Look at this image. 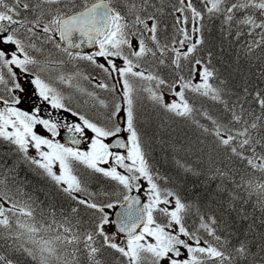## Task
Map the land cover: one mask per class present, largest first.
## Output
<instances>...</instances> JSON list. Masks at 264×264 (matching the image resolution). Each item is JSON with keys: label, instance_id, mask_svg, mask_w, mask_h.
<instances>
[{"label": "snow or ice", "instance_id": "6c2138e0", "mask_svg": "<svg viewBox=\"0 0 264 264\" xmlns=\"http://www.w3.org/2000/svg\"><path fill=\"white\" fill-rule=\"evenodd\" d=\"M0 149V264H264V0H0Z\"/></svg>", "mask_w": 264, "mask_h": 264}, {"label": "trees", "instance_id": "16d2710c", "mask_svg": "<svg viewBox=\"0 0 264 264\" xmlns=\"http://www.w3.org/2000/svg\"><path fill=\"white\" fill-rule=\"evenodd\" d=\"M157 122H158V120H157ZM0 151H3V150L0 149ZM22 175H27L29 181L31 182V185L34 187L43 188L45 186V181H43L39 177L34 176L32 173L28 172L26 167L23 169Z\"/></svg>", "mask_w": 264, "mask_h": 264}, {"label": "rangeland", "instance_id": "374dc122", "mask_svg": "<svg viewBox=\"0 0 264 264\" xmlns=\"http://www.w3.org/2000/svg\"><path fill=\"white\" fill-rule=\"evenodd\" d=\"M47 111V110H46ZM54 112V115L56 118H59L61 120H64V121H67L69 123L73 122L74 121V118L73 117H69L68 115L69 114H65L63 113L62 111L61 112H56L55 110H52ZM58 139H60V137H58Z\"/></svg>", "mask_w": 264, "mask_h": 264}, {"label": "water", "instance_id": "95a60500", "mask_svg": "<svg viewBox=\"0 0 264 264\" xmlns=\"http://www.w3.org/2000/svg\"><path fill=\"white\" fill-rule=\"evenodd\" d=\"M86 51H91V50H86ZM63 136H64V139L68 142V133L67 134L64 133ZM85 146H86V142H83L80 147L84 148Z\"/></svg>", "mask_w": 264, "mask_h": 264}]
</instances>
